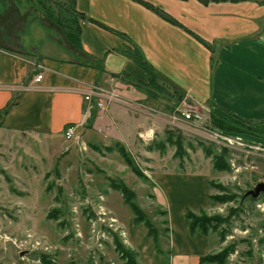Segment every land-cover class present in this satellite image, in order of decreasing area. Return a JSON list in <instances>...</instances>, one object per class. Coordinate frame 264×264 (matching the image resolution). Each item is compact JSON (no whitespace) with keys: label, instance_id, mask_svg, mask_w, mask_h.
<instances>
[{"label":"rangeland","instance_id":"374dc122","mask_svg":"<svg viewBox=\"0 0 264 264\" xmlns=\"http://www.w3.org/2000/svg\"><path fill=\"white\" fill-rule=\"evenodd\" d=\"M251 1L264 4V0ZM8 2L10 9L0 16V36L8 26L16 38L22 32H18L20 27L25 29L24 35L30 28L26 42L46 50L45 53L62 55L73 49L61 28L38 10L13 0ZM4 9L0 8V12ZM103 76L102 85L122 97L117 104L120 113L154 129L152 137L147 142L134 139L132 145L126 146L111 137L107 126L105 139L99 142L93 130L104 126L99 124L100 118L104 119L109 112L90 106L86 120L79 125L86 149L67 141L64 133L55 136L35 130L0 132V264H124L116 241L135 249L122 235L125 229L121 222L127 217L134 220V216L113 184L120 181L131 188L138 204L164 233L168 216L160 214V210L166 211L158 204L155 181L160 182L157 181L158 187L165 195L178 194L181 207L197 209L196 206L205 204L201 195H183L169 178L159 179V175L176 172L206 175L210 182L234 195L227 204L215 205H210L206 197L208 206L204 209L208 215L234 213L231 225L226 226L229 231L226 240L212 234V241L219 246L218 252L234 244L229 264H264V195L241 205L244 193L264 181V138L251 133L247 122L212 106L203 110L190 98L179 101L176 89L170 85L159 91L141 82L137 86L129 79L105 80ZM185 109L204 113L203 124L197 127L183 123L182 119L178 126L173 124L174 117H181ZM212 113L229 120L237 130L216 128ZM107 124L110 125V120ZM124 126L128 131L131 121L124 122ZM98 131L101 134L103 130ZM120 147L126 149L149 181L127 165ZM224 149L229 169L218 172L213 166L214 158L222 155ZM215 194L219 191L211 188L210 195ZM161 198L164 201L165 197ZM103 208L109 209L108 215Z\"/></svg>","mask_w":264,"mask_h":264},{"label":"crops","instance_id":"0c3cea01","mask_svg":"<svg viewBox=\"0 0 264 264\" xmlns=\"http://www.w3.org/2000/svg\"><path fill=\"white\" fill-rule=\"evenodd\" d=\"M143 1L168 13L210 43L216 53L185 29L134 0H77V8L99 23L126 34L140 47L146 60L200 109L207 110L212 106L221 113L230 114L247 122L257 137L264 138V4L251 0L208 5L198 0ZM7 7L0 16L7 14L10 9ZM21 30L16 38L8 26L6 30L2 29L4 33L0 36V46L12 52L0 49V111L19 97L17 105L5 117L0 132L35 130L59 136L70 124L82 125L88 108L84 92L88 86L102 80L95 68L82 62L87 56L104 61L105 80L117 78L119 81V78L129 76L135 81L148 82L147 73L120 52L131 44L96 24L82 25L83 54L74 49H67L62 55L45 53L46 50L26 42L30 28L27 35L22 27L18 32ZM212 57L216 60L214 72ZM32 59L38 61L33 63ZM38 67L42 70L38 71ZM38 74H42L43 79L35 83ZM120 110L116 104L108 116L100 118L99 124L104 126L97 128L103 131L100 134L93 130L97 141L105 139V127L109 126L111 137L126 146L132 145L137 138L147 142L154 129L143 127L141 121L120 113ZM127 120L132 125L128 131L124 126ZM161 177L169 178L183 195H201L205 204L196 208H207L206 197L209 203L211 187L206 175L176 172L159 175V179ZM157 181L159 203L156 202L168 216L165 226L168 231H160L162 248L171 253L168 264H200L202 256L217 253L219 246L213 243L212 234L193 235L186 219L188 206H179L178 194L165 195ZM162 196L166 198L164 201ZM121 222L128 241L146 264H167L158 255L146 231L135 225L132 217L121 219Z\"/></svg>","mask_w":264,"mask_h":264},{"label":"trees","instance_id":"16d2710c","mask_svg":"<svg viewBox=\"0 0 264 264\" xmlns=\"http://www.w3.org/2000/svg\"><path fill=\"white\" fill-rule=\"evenodd\" d=\"M9 0H0V8H6ZM16 3L28 7H32L35 10H38L42 16L50 20L52 23L56 24L64 33L66 41L73 47L75 51L78 53H84L82 47V25L85 23L96 24L116 35H119L125 38L128 45L124 50L120 51L122 54L132 58L148 75V82L144 83L146 86H151L159 91H164L167 87L166 85H170L176 89V95L178 96L179 101L183 100L185 94L182 90H180L173 82L168 80L162 74H160L145 58L144 54L142 53L140 47L136 45L126 34L116 31L112 28L105 26L102 23L88 17L85 13H82L77 8V0H13ZM146 8L155 12L158 16L162 17L164 20L179 26L186 30L190 35L195 37L198 41H200L206 48H208L213 54L216 53V50L213 46L204 41L200 36L191 32L190 30L186 29L183 25H181L176 19L170 16L168 13L163 11L162 9L155 7L149 2L143 0H134ZM186 1V0H183ZM204 5H208L211 2H221V1H229V0H198ZM236 1V0H231ZM247 1V0H243ZM2 51H7L12 53L10 50L2 48ZM82 61V60H81ZM82 62H85L87 66H91L98 71V75H103L106 72L104 61L103 60H95L89 56ZM212 72H214L216 68V60L212 57ZM36 74V71L33 72V75ZM115 77H119L114 75ZM31 77V76H30ZM127 79L130 80L132 85L139 86L140 81H135L131 77L127 76ZM143 83V82H141ZM18 96H16L8 106L0 111V127L4 124L5 117L9 114L14 106L18 103ZM212 123L216 128L219 129H227L229 131L237 130L233 125L230 123L229 120L217 115L216 113H212ZM251 133L255 132L250 129ZM173 145L174 142L170 141ZM175 145V144H174ZM120 151L124 160L126 161L127 165L133 169V171L137 174H140L145 181H149L150 179L143 175L144 173H140L137 167L134 165L132 159L130 158L128 152L124 147H120ZM227 150L224 149L222 155H217L214 158V169L218 172L228 171V166L226 165V158H227ZM113 187L119 191L124 199V203L130 208L133 216H134V223L137 226H142L146 231V236L150 239L158 253L164 261L168 264L169 263V256L171 255L170 251H165L161 244H160V230L154 225V223L149 219L146 212L137 202L136 193L129 188L124 182H116L113 184ZM211 188H216L219 191V194L209 195V202L210 205L215 204H227L228 202L233 200V196L227 193V189L225 187L220 186L219 184H214L210 182ZM161 215H167L166 212L160 210ZM234 213L230 211L229 216L223 215H208L204 208H197V209H187L186 211V219L188 221V225L190 227L191 233L195 234H202L205 236H209L211 234H217L220 240L225 241L229 231L226 229V226L231 225V216ZM164 231H168L165 229ZM116 248L118 253L121 255V259L124 264H146L145 261L142 259L141 254L132 248L126 247L122 242L118 239L116 241ZM235 250L234 244L226 247L224 250L208 254L202 256L200 258V264H229V256Z\"/></svg>","mask_w":264,"mask_h":264},{"label":"built area","instance_id":"2783aa9c","mask_svg":"<svg viewBox=\"0 0 264 264\" xmlns=\"http://www.w3.org/2000/svg\"><path fill=\"white\" fill-rule=\"evenodd\" d=\"M43 79L42 74H38L35 77V83H40ZM189 98L188 96H185V99ZM121 95L115 91V90H109L105 88L102 84H94L91 86H88L86 91L84 92V101L88 104V106L95 108L97 110H101L103 112H109L112 106L120 103L121 101ZM186 124L199 126L203 124L204 120V113H202L199 110L195 109H185L182 111V116L176 115L174 117L173 124L178 126V123L181 121ZM65 138L67 141L72 142V144L79 146V147H85V142L83 141V136L79 130V125L77 124H70L65 130L64 133ZM104 214H107L108 210L107 208L102 209ZM114 227V225H113ZM122 235L127 238L128 236L125 231H122Z\"/></svg>","mask_w":264,"mask_h":264},{"label":"water","instance_id":"95a60500","mask_svg":"<svg viewBox=\"0 0 264 264\" xmlns=\"http://www.w3.org/2000/svg\"><path fill=\"white\" fill-rule=\"evenodd\" d=\"M262 195H264V181L257 183L254 188L244 193L241 198V205H244L246 200H258Z\"/></svg>","mask_w":264,"mask_h":264}]
</instances>
